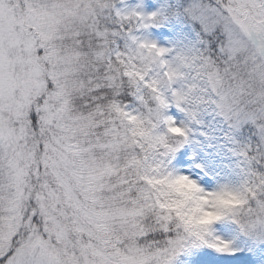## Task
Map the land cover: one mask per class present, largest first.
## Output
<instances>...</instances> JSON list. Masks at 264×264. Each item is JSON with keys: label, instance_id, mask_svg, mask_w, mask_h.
<instances>
[{"label": "snow or ice", "instance_id": "snow-or-ice-1", "mask_svg": "<svg viewBox=\"0 0 264 264\" xmlns=\"http://www.w3.org/2000/svg\"><path fill=\"white\" fill-rule=\"evenodd\" d=\"M0 264H264V0H0Z\"/></svg>", "mask_w": 264, "mask_h": 264}]
</instances>
